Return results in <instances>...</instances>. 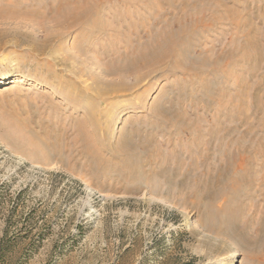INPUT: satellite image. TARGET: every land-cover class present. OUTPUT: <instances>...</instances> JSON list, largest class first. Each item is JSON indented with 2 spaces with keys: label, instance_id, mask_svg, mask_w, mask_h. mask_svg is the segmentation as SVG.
Instances as JSON below:
<instances>
[{
  "label": "rangeland",
  "instance_id": "374dc122",
  "mask_svg": "<svg viewBox=\"0 0 264 264\" xmlns=\"http://www.w3.org/2000/svg\"><path fill=\"white\" fill-rule=\"evenodd\" d=\"M75 1L0 0V264H264V0Z\"/></svg>",
  "mask_w": 264,
  "mask_h": 264
},
{
  "label": "bare ground",
  "instance_id": "6f19581e",
  "mask_svg": "<svg viewBox=\"0 0 264 264\" xmlns=\"http://www.w3.org/2000/svg\"><path fill=\"white\" fill-rule=\"evenodd\" d=\"M90 1V0H89ZM97 1V0H96ZM95 1V2H96ZM86 2H87V0H86ZM70 3V2H69ZM84 4H85V2H84ZM88 4H90V5H88V6H83L82 5V0H77V1H75V2H73L71 5H73L74 7L71 9V10H66L65 11V13H64V18H65V20H69L70 21V23H61V24H67V25H69V26H76V27H79V25H81V23H83L82 21L83 20H85L86 18H89L90 17V15L92 14V11H93V7H95L94 5V2L93 3H88ZM93 5V6H92ZM97 5V4H96ZM58 11V10H57ZM58 14V13H57ZM61 15V14H60ZM100 28V27H99ZM167 44V43H166ZM170 44V43H169ZM161 46V45H160ZM177 47V46H176ZM165 48H167V47H165ZM247 48V47H246ZM175 48H174V46L172 45L171 46V44H170V47H168V49L166 50H164V51H162L163 53H156V56L155 57H152L151 58V60L152 61H155V60H161V59H164V58H169L171 55H173L174 53H175ZM256 50V49H255ZM159 51H160V49H159ZM261 52V51H260ZM147 53V52H146ZM154 53V52H153ZM244 54V53H243ZM245 56V55H244ZM256 56H258V55H256ZM177 57V56H176ZM248 57H249V55H248ZM259 57V56H258ZM169 60V59H168ZM149 61V60H148ZM143 63H145L144 62V60H143ZM143 63H142V65H143ZM149 64V63H148ZM147 64V65H148ZM3 85H7V83H4V81L3 80H0V86H3ZM126 83H125V81H124V79H120V81H119V85L117 84V86L116 85H113V84H111V86L108 88V90H113V91H111V92H114V89L115 90H117V87H120V88H118V89H124V88H126ZM107 89L105 90V91H101L100 92V94L101 95H104V96H106V95H110L111 94V92L110 91H108ZM92 111V114H95V109H92L91 110Z\"/></svg>",
  "mask_w": 264,
  "mask_h": 264
}]
</instances>
